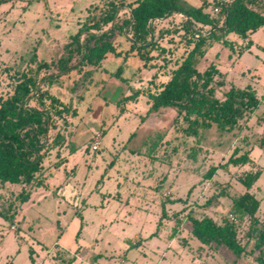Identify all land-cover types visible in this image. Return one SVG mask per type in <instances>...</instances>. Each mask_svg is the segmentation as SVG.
I'll return each instance as SVG.
<instances>
[{"label":"rangeland","instance_id":"rangeland-1","mask_svg":"<svg viewBox=\"0 0 264 264\" xmlns=\"http://www.w3.org/2000/svg\"><path fill=\"white\" fill-rule=\"evenodd\" d=\"M132 1L124 0L126 4ZM186 1L205 6L215 16L219 0ZM98 2L16 0L0 6V98L12 96L21 74H26L36 81L33 96L40 94L42 100L52 96L60 102L55 107L69 108L58 120L65 146L51 151L43 161L38 177L42 185L30 190L0 184V216H13L10 223L0 217V264H65L73 257L72 264H258L264 247L252 251L255 236L249 233L250 220L233 209L231 200L246 191L239 179L257 172L258 179L249 191L259 200L257 215L264 222V148L259 147L264 52L258 48L264 45V27L251 35L252 46L242 50L241 58L230 56L228 48L216 44L197 66L203 71L214 62L235 86L253 87L261 97L258 109L237 129H219L213 124L201 134L189 135L184 131L185 121L174 123V109L150 111L147 97V90L154 91L166 81L167 70L174 67L184 47L166 68L154 52L155 66L150 67L135 54L125 56L133 39L128 33L115 40L122 53L109 54L100 67L84 66L54 82L49 81L57 74L56 67L37 71L39 64L67 56L64 45L76 33L87 9ZM183 20L174 14L149 27L156 35L178 27ZM167 41L165 37L160 44L168 46ZM137 90L143 93L123 99ZM41 99H29V106ZM44 102L51 106L50 100ZM234 149L239 155L248 154L249 163L221 168ZM213 167L217 171L212 179L203 180ZM27 191L29 198L21 203L20 193ZM177 198L188 202L173 207L165 202ZM163 201L170 219L157 228ZM186 206L195 218L208 216L217 223L225 218L233 223L245 246L244 256L237 260L225 250L202 244L190 235L185 220L170 242L167 237L176 225L172 211Z\"/></svg>","mask_w":264,"mask_h":264},{"label":"trees","instance_id":"trees-1","mask_svg":"<svg viewBox=\"0 0 264 264\" xmlns=\"http://www.w3.org/2000/svg\"><path fill=\"white\" fill-rule=\"evenodd\" d=\"M13 1L16 0H0V6ZM215 6L217 12L215 16H211L206 12L205 6L195 7L186 0H133L127 4L124 0H99L98 4L87 9L76 33L64 45L67 56L39 64L37 71L56 67L58 72L51 75L49 81L54 82L70 72H80L84 66L100 67L109 54L122 53L117 50L115 40L128 33H131L133 39L125 56L135 54L147 61L150 67L155 66L154 52L161 56L162 65L166 68L175 53L184 47L181 57L173 61L174 67L169 68L167 74L163 72L167 76L166 81L154 91L147 90L150 111L174 109V123L185 121L188 126L184 131L189 135L201 134L213 124L219 129H237L242 121L248 120L258 109L261 97L250 85L243 88L235 86L214 62L203 71L197 66L205 53L216 44L228 48L230 56L237 54L241 58L244 54L242 50L246 52L252 46L251 35L264 27V0H219ZM123 9L127 11L121 17L119 14ZM174 14L184 19L178 27L160 30L156 35L150 30L151 23ZM195 25L204 30L195 29ZM231 35L236 40H232ZM165 37H168V46L160 44ZM148 38L150 41L147 43ZM246 39L249 40L245 46L243 43ZM258 48L264 52V45ZM75 56L77 59L72 64ZM217 57L215 54V58ZM116 75L119 76L118 73ZM20 78L12 96L0 98V184L23 185L31 190L42 185L38 177L42 172L43 161L51 151L65 146L66 138L58 131V120L69 113V108L55 107L60 102L49 95L45 99L50 100L51 106L46 107L45 99H41L42 95L31 94L36 89V81L26 74H21ZM141 93L143 92L137 90L123 99L130 100ZM31 98L41 100L29 106L28 100ZM262 122L260 148H264V119ZM249 161L248 154L239 155V150L234 149L226 164L220 167L229 164L245 165ZM216 171L217 168H210L203 180H211ZM257 179V172L247 173L240 178L239 182L246 191L231 200L233 209L243 212L250 220L249 233L255 236L252 251H261L264 247V222L257 215L260 203L249 191ZM192 188L188 191L187 198ZM29 195L28 191L20 193L21 203L26 202ZM187 198L167 199L165 202L173 207L179 203H187ZM165 202H162V215L157 228L163 221L170 219L165 211ZM203 205L208 203L204 202ZM187 209L188 206L172 211V219L176 220V225L167 237L170 242L185 220L186 225L190 226V235L202 244L225 250L237 260L244 256L245 246L239 242L233 223L225 218L220 223L208 216L195 218L192 210L187 212ZM0 217L10 223L13 216ZM136 245L132 244V247ZM74 261V257L69 258L65 264H72ZM257 263L264 264V255L257 258Z\"/></svg>","mask_w":264,"mask_h":264},{"label":"built area","instance_id":"built-area-1","mask_svg":"<svg viewBox=\"0 0 264 264\" xmlns=\"http://www.w3.org/2000/svg\"><path fill=\"white\" fill-rule=\"evenodd\" d=\"M215 12H217V8H215ZM92 149L95 151L98 149V142H96V145H94ZM232 220H233V218H232Z\"/></svg>","mask_w":264,"mask_h":264},{"label":"crops","instance_id":"crops-1","mask_svg":"<svg viewBox=\"0 0 264 264\" xmlns=\"http://www.w3.org/2000/svg\"><path fill=\"white\" fill-rule=\"evenodd\" d=\"M232 37H233V36L231 35L230 38L232 39ZM248 40H249V39H246L245 41H248ZM172 241H173V240H172ZM172 241H171V242H172Z\"/></svg>","mask_w":264,"mask_h":264}]
</instances>
